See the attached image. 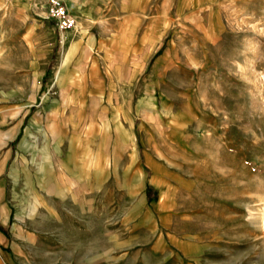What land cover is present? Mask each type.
Here are the masks:
<instances>
[{"label":"crops","instance_id":"1","mask_svg":"<svg viewBox=\"0 0 264 264\" xmlns=\"http://www.w3.org/2000/svg\"><path fill=\"white\" fill-rule=\"evenodd\" d=\"M48 1L0 0V224L38 209L57 226L44 231L52 248L38 245L35 258L23 247L15 263L211 264L200 257L213 249L215 218L173 194L156 207L151 182L183 185L161 149L182 152L188 119H175L168 97L187 88L159 65L182 62L190 16L205 4L63 0L75 27L60 39Z\"/></svg>","mask_w":264,"mask_h":264},{"label":"rangeland","instance_id":"2","mask_svg":"<svg viewBox=\"0 0 264 264\" xmlns=\"http://www.w3.org/2000/svg\"><path fill=\"white\" fill-rule=\"evenodd\" d=\"M190 2L205 4L190 16L191 46L181 49L182 62L159 65V71L171 73L175 86L187 88L168 97L175 119H188L182 152L169 143L161 149L183 185L171 193L165 178L152 176L158 188V201L152 203L159 208L168 200L174 203L173 194L184 205L198 202L203 208L195 216L215 218L213 249L200 260L264 264V0ZM0 76H6L3 64ZM4 83L0 78V86ZM4 151L3 144L0 155ZM144 194L151 203L157 190ZM8 206L7 214L14 217ZM56 228L38 209L25 223L0 224V264H16L13 256L23 247L35 258L38 245L52 248L57 240L54 234L45 239L44 231ZM54 258L42 255L50 263Z\"/></svg>","mask_w":264,"mask_h":264},{"label":"built area","instance_id":"3","mask_svg":"<svg viewBox=\"0 0 264 264\" xmlns=\"http://www.w3.org/2000/svg\"><path fill=\"white\" fill-rule=\"evenodd\" d=\"M46 15L53 21L60 39L64 38V33L75 27V17L63 0H49Z\"/></svg>","mask_w":264,"mask_h":264}]
</instances>
